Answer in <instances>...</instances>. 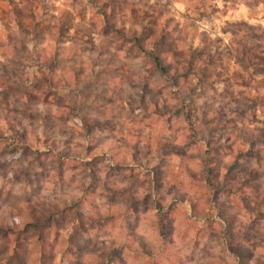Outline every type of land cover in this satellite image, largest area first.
<instances>
[{"label": "rangeland", "instance_id": "obj_1", "mask_svg": "<svg viewBox=\"0 0 264 264\" xmlns=\"http://www.w3.org/2000/svg\"><path fill=\"white\" fill-rule=\"evenodd\" d=\"M135 36L141 38L137 41ZM150 36L157 44L154 52L163 55L162 51H166L162 61L170 64V70L179 68L183 74L167 81L177 84L174 94H169L170 89L165 86L155 91L161 75L149 58L153 45L146 38ZM263 53L264 0H0V88L4 91L0 102L10 98L12 104L17 97L15 104L23 108L30 96L35 99L37 113L46 114L95 92L110 104L101 110L91 102L86 110L78 107L81 114L88 111L93 117L89 144L96 148L94 154L110 156V146L114 144L119 156L127 158L128 140L143 142L155 137L169 144L171 162H183L190 140V125H185L189 122L187 114L214 117L224 134L237 133L234 137L240 143L249 142L252 137L260 140L262 144L253 149L247 145V156L242 158L243 168H253L247 180L249 186L254 183V190L243 191L250 194V200L244 208L236 204L229 209L230 214L253 222L262 230L257 249H242L245 258L264 254ZM114 70L117 76L111 79ZM107 86L111 90L109 98ZM44 100L48 104L43 105ZM58 121L46 125L50 133L47 138L59 140L62 148L69 144L72 150L84 144L86 129L77 120ZM63 123L66 128L60 127ZM24 126L20 129L19 142L23 147L18 150L19 160L12 155L19 143L2 140L0 199L20 194L31 200L45 194L39 187L44 182L50 187L46 196L72 193L85 203L84 209L104 210L115 200L104 189L115 182L125 188L127 181L139 176L138 169H114L102 173L107 177L101 176L102 185L95 186L98 191L82 193L80 184H93L85 175L80 178L83 171L81 175L71 171L77 177L74 182L65 178L58 182L48 175L55 173L51 171L53 167L35 169L31 180L36 186L32 192L24 186L23 178L27 176V156L35 150V135L33 131L27 134ZM223 140L229 141L230 137L224 136ZM228 153L223 156L224 161L229 160L231 152ZM17 172L20 174L12 183L10 175ZM171 181L170 177L168 182ZM161 190L164 199L167 193L173 196L176 188L166 183ZM234 190V194L239 193V187ZM176 205L174 199L168 207L176 209ZM211 211L213 216L217 214L215 208ZM214 223L215 220H208L204 226V243L219 250L226 236L221 238ZM106 228L98 236L100 241L110 236ZM138 232L144 234L142 230ZM83 241L89 242L88 238ZM184 243L172 249L184 260L187 258L189 264L211 261ZM83 252H87L84 247Z\"/></svg>", "mask_w": 264, "mask_h": 264}, {"label": "trees", "instance_id": "obj_2", "mask_svg": "<svg viewBox=\"0 0 264 264\" xmlns=\"http://www.w3.org/2000/svg\"><path fill=\"white\" fill-rule=\"evenodd\" d=\"M135 37L137 41L141 38ZM146 39L153 45L149 51L153 69L161 75L154 90L159 92L165 86L170 89L169 94H174L177 84L173 81L168 84L167 81L175 75L183 76L182 72L179 68L170 70V64L162 61V56L168 54L166 51H162L163 55L154 52L157 44L153 36ZM262 55L264 57V53ZM115 76L114 70L110 77L115 79ZM106 90L109 98L111 90L108 86ZM2 92L0 88V94ZM99 97L95 92L86 94L81 100H71L59 106L55 113L46 114L37 113L35 99L30 96L23 108L15 104L17 97L12 104L10 98L0 102V149L3 148L2 140L16 141L19 146L12 155L19 160L18 150L23 147L19 142L20 129L25 125L27 134L34 132L35 150L27 156V176L23 178L24 186L31 188L32 192L36 186L31 180L35 169L45 171L53 167L51 171L55 173L47 174L58 182L64 178L74 182L77 177H73L71 171L76 175L83 171L80 178L85 175L93 184H80L82 193L98 191L95 186L102 185V173L118 168L139 170V176L126 182L127 187L120 188L115 182L104 189V193L115 199L112 200V208L104 210L92 207L91 202L92 209H84L85 203L79 202L77 195L72 193L46 196L50 187L44 182H40L39 187L46 191L45 194L31 200L20 194L0 199V264H189L187 258L184 260L172 249L179 244L184 246V241L210 257L211 261L203 264H264V254H249L245 258L242 251L247 249L244 246L257 249L261 228L260 231L253 222L229 213L236 204L244 208L250 200V194L243 191L254 190V183L249 186L247 180L253 168L249 165L243 168L242 158L247 156L246 146L253 149L262 144L260 140L252 137L249 142L240 143L234 137L238 134L231 132L225 135L221 123L214 117L204 113L200 117L187 114L189 122L185 120V125H190L187 127L190 140L183 162H171L168 158L169 144L162 142L163 138L155 137L140 141L142 147L140 142L128 140L127 158L119 156L114 144L110 146V156L105 153L97 155L94 154L96 148L89 144L93 117L88 111L86 115L81 114L78 107L84 106L86 110L91 102L95 109L101 110L110 104ZM46 104L44 100L43 105ZM66 118L77 120L86 129L84 144L73 150L69 144L62 148L59 140L47 138L50 135L47 127ZM60 127L66 128L67 124ZM224 136L230 140L224 142ZM228 152L231 156L224 161L223 156ZM98 163H101L100 167H97ZM254 171L258 170L255 168ZM19 174L10 175L12 183ZM170 177L172 181L168 182ZM243 181H248L247 185ZM166 183L176 190L173 196L167 193L162 199L161 189ZM234 187H239V193L234 194ZM152 188L154 190H150ZM174 199L177 201L176 209L168 207ZM212 208L217 211L215 216L211 213ZM162 214L167 217L163 219ZM86 218L87 222L84 221ZM208 220H215L216 232L221 238L226 236V242L219 250L204 243V226ZM106 227L110 236L100 241L98 236L106 231ZM83 238H88L89 242H84ZM83 247L87 252H83Z\"/></svg>", "mask_w": 264, "mask_h": 264}]
</instances>
